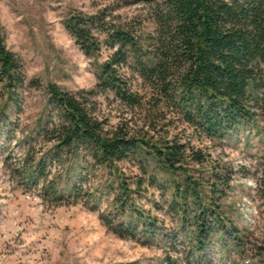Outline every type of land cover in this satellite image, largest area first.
I'll list each match as a JSON object with an SVG mask.
<instances>
[{"label": "trees", "instance_id": "16d2710c", "mask_svg": "<svg viewBox=\"0 0 264 264\" xmlns=\"http://www.w3.org/2000/svg\"><path fill=\"white\" fill-rule=\"evenodd\" d=\"M147 1V30L133 17L124 21L118 5L65 17V28L84 54L111 50L98 64L90 90L28 80L0 22V125L17 113L29 89H42L46 107L20 138L22 175L29 182L48 191L40 182L45 160L60 163L82 151L104 178L87 193L110 195L112 208L104 220L118 236L147 233L197 251L216 237L225 246L240 245L241 230L219 202L231 189L230 172L218 169L211 154L190 140L168 136L163 126L174 113L194 134L222 139L264 122V0ZM96 95L126 107V116L112 123L98 115ZM48 106L54 117L47 118ZM38 141L49 144L40 155ZM76 159L78 181L66 185L71 198L85 176ZM153 189L163 195L161 206ZM152 209L164 211L171 231L163 232L165 221Z\"/></svg>", "mask_w": 264, "mask_h": 264}, {"label": "rangeland", "instance_id": "374dc122", "mask_svg": "<svg viewBox=\"0 0 264 264\" xmlns=\"http://www.w3.org/2000/svg\"><path fill=\"white\" fill-rule=\"evenodd\" d=\"M148 3L0 0V22L5 28L6 45L21 58L28 80L55 83L75 92L94 87L98 64L107 59L111 50L103 48L97 56L84 54L64 26L67 14L92 13L106 5H118L117 12L124 21L133 17L138 26L147 30ZM93 100L98 115L109 122H117L127 114L126 107L117 101H105L100 95L93 96ZM45 107L43 90L29 89L17 113L0 125V264H169V259L171 264H264L263 121L243 126L222 139L194 134L174 113L164 121L169 124L163 126L168 136L190 140L211 154L218 169L230 172L231 189L219 202L226 216L241 230L240 245L225 246L216 237L197 251L188 249L186 243L183 248L177 241L153 238L147 233H134L133 237L115 234L104 220L112 208L110 195L87 193L104 178L98 177L97 167L85 161L82 151L72 160L61 158L60 163L45 160L40 182L48 191H43L41 183L29 182L22 175L25 155L20 138ZM47 110V118L55 116L51 106ZM39 142L37 155L49 146ZM76 158L80 159L85 176L81 178L80 193L71 198L66 185L78 181ZM125 173H129L128 168ZM151 192L161 206L163 195L156 189ZM58 195L63 197L57 199ZM152 214L165 221L163 232L172 230L173 224L163 210L152 209Z\"/></svg>", "mask_w": 264, "mask_h": 264}]
</instances>
